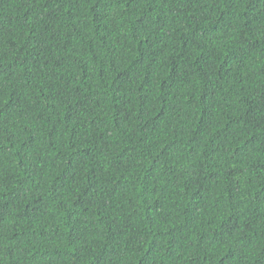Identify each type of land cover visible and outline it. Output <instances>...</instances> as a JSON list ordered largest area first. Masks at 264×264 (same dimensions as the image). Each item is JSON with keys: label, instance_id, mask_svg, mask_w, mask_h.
<instances>
[{"label": "trees", "instance_id": "trees-1", "mask_svg": "<svg viewBox=\"0 0 264 264\" xmlns=\"http://www.w3.org/2000/svg\"><path fill=\"white\" fill-rule=\"evenodd\" d=\"M0 264H264V0H0Z\"/></svg>", "mask_w": 264, "mask_h": 264}]
</instances>
